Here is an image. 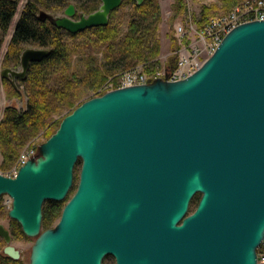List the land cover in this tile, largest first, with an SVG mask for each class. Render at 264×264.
<instances>
[{
    "label": "water",
    "instance_id": "water-1",
    "mask_svg": "<svg viewBox=\"0 0 264 264\" xmlns=\"http://www.w3.org/2000/svg\"><path fill=\"white\" fill-rule=\"evenodd\" d=\"M89 14H38L71 33L105 26L123 0ZM141 4L144 0H135ZM48 48H26L24 78ZM43 228L46 201H64ZM8 216L35 238L30 264H258L264 239V20L239 24L187 77L109 90L61 121L15 177L0 173ZM200 195L197 207L190 204ZM4 253L21 258L0 222Z\"/></svg>",
    "mask_w": 264,
    "mask_h": 264
},
{
    "label": "trees",
    "instance_id": "trees-1",
    "mask_svg": "<svg viewBox=\"0 0 264 264\" xmlns=\"http://www.w3.org/2000/svg\"><path fill=\"white\" fill-rule=\"evenodd\" d=\"M241 0H218L204 5L200 17H195L203 25L210 17L226 13ZM20 0H0V50L9 30L10 22L16 14ZM101 0H78V16L89 14L99 8ZM55 3L49 6L48 4ZM72 0H28L19 16L4 59V66L15 68L21 65L23 45L32 43L50 49V54L42 61L32 62L24 78L19 83L9 82V95L21 96L25 92L27 101L24 108L15 105L5 107L0 121V154L3 168L10 169L18 160L22 149L38 134L43 132L48 139L59 127L61 121L78 105L87 99L101 95L99 89L112 78L124 71L143 64L150 72L161 67L159 55L161 41L159 24L161 8L159 0H123L121 7L130 8L127 28L123 31L118 11L110 14L105 26L88 28L71 33L57 27L49 19L42 20L38 11L44 5L54 11L65 9ZM185 7L184 0L173 3L175 19L178 11ZM176 41V40H175ZM177 43V42H176ZM178 45H175L176 48ZM176 57L168 62V69L176 65ZM88 95V96H87ZM81 163H77V165ZM76 165V166H77ZM4 170L3 173H7ZM76 169V167H75ZM78 179L79 174H75ZM200 195L191 201V210L197 207ZM62 201H46L43 205V228L52 227L62 214ZM0 205V219L5 212ZM8 214V213H7ZM10 232L15 240L29 238L21 225L11 219ZM6 243L0 236V264H28L22 258L14 259L4 253Z\"/></svg>",
    "mask_w": 264,
    "mask_h": 264
},
{
    "label": "rangeland",
    "instance_id": "rangeland-1",
    "mask_svg": "<svg viewBox=\"0 0 264 264\" xmlns=\"http://www.w3.org/2000/svg\"><path fill=\"white\" fill-rule=\"evenodd\" d=\"M27 1L28 0H20L18 7H17L16 14L10 22L9 30L5 36L3 45H2L1 50H0V121L3 118L5 107H7L8 105H15L19 108H24L26 105V101H27V98H26L24 91L21 93L22 95L19 97L9 95V91H8L7 86H10V83L5 82L4 77H2V75H1V70L3 68H5L4 59H5L6 53L8 51L9 45H10V40H11L12 34L14 32L15 25H16V23L19 19V16H20V14H21V12H22ZM175 1L176 0H159V4H160V8H161V21L159 24V34H160V41H161V52L159 55V59L161 61V67L156 69V70L150 71V72H154L157 70L163 71L164 69L165 70L168 69L167 67H168V62L170 61V59L173 57H176V60H177V58H179L178 53H176V50H178V49H181L180 54L181 53H187L188 54V52H191V46L190 45H191L192 40L194 39V37L192 35L193 33L191 30L189 32L185 33L184 36H182V33L188 31L189 24H190L189 22H191L190 20H192V22H194L196 24L195 25L196 29L198 27L203 26V25L198 24V22L195 20V17H200V13L202 12V8L204 5L209 6L213 2H218V0H184V3H185L184 9L182 11L176 12L177 15H176L175 19L172 20V16L175 13L174 8H173V3H175ZM241 1H243V0H241ZM241 1H239V2H241ZM77 2H78V0H72V3H74L75 5L77 4ZM48 5L49 6L55 5V3H50ZM120 8L121 9L118 11V14H117L119 16L118 20L120 21V25L123 28V31H125L127 28V21H128L127 14L129 13L130 8L128 6H124V7L120 6ZM64 10L65 9H62L59 11H54L53 9L45 7L43 5L40 8V10L38 11V14L40 13V11H46L49 13H57V14L62 15L64 13ZM228 12H226V13H228ZM77 14H78V9H76L75 18H78ZM222 14H225V13H222ZM219 15H221V14H219ZM180 26L183 27L182 33L179 32V30H178ZM175 45H178V46L175 48L174 47ZM29 47L44 48V47H40V46L32 44V43H27V44L23 45L24 50L26 48H29ZM140 65L141 66L137 65L138 67L137 66L136 67L140 68V69H144L143 64H140ZM13 69H21V65L15 67ZM124 72H121L117 76V78ZM10 78L11 77H8V79H10ZM15 81L17 83H19L18 78H16ZM109 81H113L112 78H109L104 83V85L107 84ZM103 87H101L99 89V92H104V93L106 92L105 91L106 89ZM60 117H62V115H58V116L56 115L54 117V119L62 121V118H60ZM36 137H37V139H35L34 141H30L28 143V144H30V147H31V145L34 146V148H35V146L39 147L41 145V143H43L44 141L47 140V139H44L43 132L38 134ZM28 144L25 145V147L22 149L21 153L23 152V150L26 148V146ZM2 164H3V156H2V154H0V172H3L4 170L8 169V168H3ZM12 167L10 169H8V171H10L12 169ZM80 170H81V165L79 164L76 166L75 174L76 175L80 174ZM78 182H79V178L77 179L75 177V182H74V185L69 192V195L67 196V198L64 201H62V206H61L62 210H63L66 202L68 201V199L75 193L77 186H78ZM0 205H2V207H3L2 210L5 212V216L0 219V222L4 223L7 228H10L11 218L8 216L7 213L12 206L11 197L9 195L2 196L0 199ZM190 211H191V204H190ZM59 220H60V216L56 219V221L52 227H54L58 223ZM34 242H35V238H31V237L26 238V239H17V240H15L13 238V244L21 250V254H22L21 258L28 264H30V255H31V250H32V246H33ZM104 264H114V262L110 258H107L104 261Z\"/></svg>",
    "mask_w": 264,
    "mask_h": 264
},
{
    "label": "built area",
    "instance_id": "built-area-1",
    "mask_svg": "<svg viewBox=\"0 0 264 264\" xmlns=\"http://www.w3.org/2000/svg\"><path fill=\"white\" fill-rule=\"evenodd\" d=\"M253 20H264V0H243L236 4L228 13L210 17L203 26H197V29L196 24L190 20L188 31L182 33V26L178 30L182 33V36L190 30L192 31L194 39L190 45L191 52L180 54L181 49L176 50L179 58H177L174 67L163 71L146 72L144 69L137 68L141 66L138 65L136 68L122 73L116 81H109L103 88L107 92L115 88L149 83L160 77L167 78L169 81L183 79L201 67L204 61L215 52L224 36L230 30L239 24ZM35 139L37 137L31 141ZM35 148L32 145L30 147V144H28L6 175L15 177L26 161L36 158L40 150L39 147L35 146ZM258 264H264V239L258 248Z\"/></svg>",
    "mask_w": 264,
    "mask_h": 264
},
{
    "label": "flooded vegetation",
    "instance_id": "flooded-vegetation-1",
    "mask_svg": "<svg viewBox=\"0 0 264 264\" xmlns=\"http://www.w3.org/2000/svg\"><path fill=\"white\" fill-rule=\"evenodd\" d=\"M52 14L57 15V13H52ZM58 15H60V14H58ZM11 79H12V78H11ZM12 81H13V80H12ZM2 238H3V237H2ZM107 258H110V259L114 262V264H117L116 258H115L113 255H108V256H106V257L104 258V261H105ZM104 261H103V264H104Z\"/></svg>",
    "mask_w": 264,
    "mask_h": 264
}]
</instances>
